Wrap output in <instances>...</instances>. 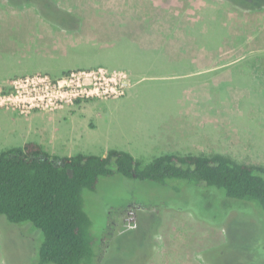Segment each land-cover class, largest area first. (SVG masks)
Returning <instances> with one entry per match:
<instances>
[{
	"label": "rangeland",
	"instance_id": "rangeland-1",
	"mask_svg": "<svg viewBox=\"0 0 264 264\" xmlns=\"http://www.w3.org/2000/svg\"><path fill=\"white\" fill-rule=\"evenodd\" d=\"M19 2L0 0V152L34 142L58 156L221 153L264 165V98L242 69L264 52V0ZM97 69L120 73L124 94L27 115L12 101L17 81ZM211 192L101 178L83 192L97 264H264L261 209ZM4 219L0 264H33L41 232Z\"/></svg>",
	"mask_w": 264,
	"mask_h": 264
},
{
	"label": "trees",
	"instance_id": "trees-1",
	"mask_svg": "<svg viewBox=\"0 0 264 264\" xmlns=\"http://www.w3.org/2000/svg\"><path fill=\"white\" fill-rule=\"evenodd\" d=\"M32 1L20 0V5H34ZM244 64L254 92L264 98V52ZM115 174L161 185L181 181L198 188L202 196L211 190L223 192L227 201L255 203L264 215V165L246 164L221 153L166 154L148 164L120 150H110L106 156H58L28 142L0 152V216L8 225H30L41 232L33 264H97L83 192L94 191L101 178ZM103 249L100 245V252Z\"/></svg>",
	"mask_w": 264,
	"mask_h": 264
},
{
	"label": "built area",
	"instance_id": "built-area-1",
	"mask_svg": "<svg viewBox=\"0 0 264 264\" xmlns=\"http://www.w3.org/2000/svg\"><path fill=\"white\" fill-rule=\"evenodd\" d=\"M118 74L117 77V71L97 69L74 72L68 78L54 81L44 75L29 77L15 83L12 101L21 108L22 114L27 115L38 109L55 112L80 100L118 97L124 94L125 88L123 78Z\"/></svg>",
	"mask_w": 264,
	"mask_h": 264
},
{
	"label": "crops",
	"instance_id": "crops-1",
	"mask_svg": "<svg viewBox=\"0 0 264 264\" xmlns=\"http://www.w3.org/2000/svg\"><path fill=\"white\" fill-rule=\"evenodd\" d=\"M34 121H35V122L40 121V122H38V123H39V124L41 123L42 126L47 125V123H48V121L44 120V117H40V116H38V115H37V116L35 115ZM41 124H40V125H41ZM49 125H50V124H49ZM67 128H68V127L65 128L66 132L69 131V129H67ZM51 131H52L51 129H50V130H49V129H48V130L46 129V130H44V131L41 129V134H39V135H40L41 137H43V136L45 137L46 135H48V139L50 138L51 140H54V138H55L54 136H53V137H50V133H51ZM42 132H45V133H42ZM40 143H41V142H40ZM41 145H43V144L41 143ZM128 152H129V151H128ZM129 153H131V152H129Z\"/></svg>",
	"mask_w": 264,
	"mask_h": 264
}]
</instances>
